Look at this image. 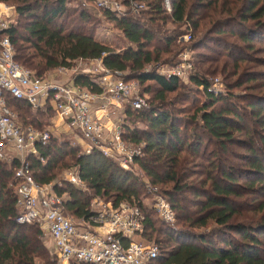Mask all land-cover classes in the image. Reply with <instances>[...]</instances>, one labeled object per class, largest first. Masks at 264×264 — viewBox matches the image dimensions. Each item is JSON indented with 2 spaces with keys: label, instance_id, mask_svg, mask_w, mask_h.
<instances>
[{
  "label": "trees",
  "instance_id": "1",
  "mask_svg": "<svg viewBox=\"0 0 264 264\" xmlns=\"http://www.w3.org/2000/svg\"><path fill=\"white\" fill-rule=\"evenodd\" d=\"M117 1L125 10L122 16L109 10L100 13L128 43L118 53L95 37L96 16L84 6L69 7V0H0L13 5L16 14V22L6 32L14 59L35 76L70 69L77 60H100L106 70L125 74L127 81L156 86L144 89L146 94L154 93L156 102L147 109L124 111L126 118L144 123L142 130L119 128L122 141L142 146L131 171L97 149L85 153L68 141L52 138L36 145V154L27 157L34 181L50 184L63 169L78 168L84 189L66 181L54 187L72 220H88L94 198L115 208L121 203L139 207L145 219L136 239L157 245L154 264H264V91L242 99L226 84L230 95L216 96L207 77L241 78V63L251 62L246 52H254L256 43L264 45V0H169L170 11L164 0ZM132 2L143 9L132 10ZM201 27V38L190 47L194 60L190 85L175 76L146 71V65L162 62L161 55L173 46L183 47V33L190 30L197 35ZM233 38L242 47L228 41ZM183 50L177 49L173 57ZM95 79L78 75L73 83L100 94ZM244 80L234 88L246 83L257 90L260 83L264 89V73H249ZM179 90L195 96L183 98L194 107L190 116L167 100ZM5 101L25 128L40 130L43 124L36 116L53 112L51 107L46 112L39 109L33 116L27 102L8 94ZM18 166L17 160H0V264H36L35 259L56 264L48 261L38 227L15 222ZM146 185L156 187L170 204L180 229L161 222L147 207Z\"/></svg>",
  "mask_w": 264,
  "mask_h": 264
},
{
  "label": "built area",
  "instance_id": "2",
  "mask_svg": "<svg viewBox=\"0 0 264 264\" xmlns=\"http://www.w3.org/2000/svg\"><path fill=\"white\" fill-rule=\"evenodd\" d=\"M85 1H90L97 11L109 10L120 16L125 11L116 0ZM167 3L166 8L170 11L169 0ZM131 6L134 10L143 9L133 2ZM1 15L4 13L0 12V160L10 162L14 159L19 163L14 171L15 222L37 226L40 232H46L53 241L55 255L61 264H154L159 255L157 245L136 239L137 234L143 231L145 219L139 207L121 203L115 208L94 198L90 218L74 224L65 214L62 197L54 192V187L60 186L61 182L40 185L34 181L27 157L36 154V145H45L49 141V133L20 125L15 113L6 105L5 95L27 102L33 111L51 107L59 120L66 121L90 144L89 151L97 149L120 168L129 171L134 158L142 154V146L122 141L118 127L106 137L104 134L110 130L105 127L104 116L108 114V106L120 109V105L126 104L131 109H144L146 101L136 93L132 96V88L121 73L104 67L95 79L101 89L100 94L77 88L71 80L57 81L35 76L15 61L14 48L6 35L10 23L2 20ZM190 38V34H186L181 40L189 42ZM191 73L192 67L184 57L165 75L162 72L158 74L188 79ZM211 85L213 89L210 90L217 92L218 80L215 79ZM96 102L101 103L98 110L92 107ZM9 150L13 151V158L7 156ZM67 174L62 181L84 189L78 168ZM145 188L150 195L147 207L161 222L173 225L176 217L170 204L156 187L146 185ZM93 206L96 209H92Z\"/></svg>",
  "mask_w": 264,
  "mask_h": 264
},
{
  "label": "rangeland",
  "instance_id": "3",
  "mask_svg": "<svg viewBox=\"0 0 264 264\" xmlns=\"http://www.w3.org/2000/svg\"><path fill=\"white\" fill-rule=\"evenodd\" d=\"M164 2H165V7H167V4H168L167 0L166 1L164 0ZM81 6H84L90 12L95 14L97 21H96V25H95L96 28H95L94 33H95V37L99 41L109 45L111 48H113V50L116 53L121 52V51L127 49V47H129L128 43L124 39L121 31H119V29H117L113 23L105 20L101 16L100 11L95 10V8L93 7L92 4L90 5L85 0L84 1L83 0H69V7L80 8ZM9 8H12L13 10L10 11V10H8ZM132 10H134V9H132ZM139 10H141V9H139ZM0 12L4 13V15H1L2 20L9 21L10 25L12 23L16 22L15 21L16 14H15L13 5H11L9 3L0 2ZM167 29L172 30L173 26L168 25ZM183 34L184 35L190 34V36H191L190 41L184 42L183 40H181L180 42L183 43V44H181L183 47L178 46V48L177 47L175 48L173 46L170 50V53L161 55V58L163 59L162 62H158L156 64L153 63L150 65H146V67H145L146 71L152 70V71H155L157 73L162 72L165 75L166 72H169L174 67L178 66L182 62L184 57L186 58L187 62L191 65L192 71H194V66H193L194 60L192 59L193 52L191 51V48H192L191 45H193V43L195 42L194 40L201 38L200 36H202V34H203V29L201 27L199 32H197V35L191 34L190 30L188 31V33H183ZM182 37H181V39H182ZM228 41L230 43H234L235 45H237V47H242L241 42L237 38L228 39ZM255 45L256 46H254V52H252V51H251V53H249V51L246 52L247 56L249 55V59L251 62L245 61V62L241 63V64H243L242 70L244 72L241 70L242 75H241V78L239 80L237 77H224V76L219 75V74L211 76V74H207V77H209L211 84L214 82L215 79H217L219 84H220L218 86L217 92H214L212 90L214 95H216V96L220 95L223 97L230 95V93L228 92V90L226 89V86H225L226 84H230L231 90H232L231 93H233V95H236V96H242V99L246 98L247 96H250V97H253L254 95H255V97L260 96V92L264 91V89L261 88L260 83H258V85H257L259 87L257 90H251L252 85H247L246 83L241 85V87L238 89L234 88L236 86V84H241V82H245L244 77L246 78L247 76H249V73H256L257 75L264 73V45H262L261 43H256ZM180 48H182V49L184 48V50L178 56H175V58H174L173 57L174 52H176L177 49L179 50ZM200 51H202V50H200ZM178 60H179V62H178ZM176 61L178 63L176 65H172V63H174ZM102 68H103V66H102V63L100 60H91V61L77 60V61L72 63V66L70 69H67L66 71H64V70L59 71L58 69H55V70L46 72L45 76L43 78L49 79V80H57V81H66V80L73 81L75 79V77H77L78 75H85L87 77L96 78L98 76V74H100L99 70H101ZM126 73L128 75V72H126ZM121 74L125 78V81L128 83V85H130V87L132 88V96H134L135 93L139 96L143 95L142 97L146 101V107L144 109H147L151 103L156 102L153 99L154 93L146 94L144 92V89H147L148 87L149 88L150 87L155 88L156 86L154 83L148 82L145 84H140L138 81L132 80V79L130 81H127L125 74H123V73H121ZM182 82L184 84H186L187 86L190 85L188 79L183 78ZM211 84H210V89H213ZM252 84L256 85L257 82H254ZM189 87H191V86H189ZM186 95L190 96L191 98L195 97L193 95H189L184 90H179L176 93L168 95L167 100L172 101V104L176 110H179V111L183 110V109L188 110L187 115L190 116V115H192V113L194 111V107H193V105H191L189 103L183 102V98ZM175 101H177L178 104H176ZM47 107H46V110H47ZM120 107H121L120 109H115L112 106H108V108H107V110H108L107 115L108 116H110V110L115 111L112 114V116H110L111 119L115 118L114 119L115 122L110 124L109 121L106 119L107 117L104 116V118L106 117L105 118V124H106L105 127H106L107 131L110 130L109 132H106V133L104 132L105 133L104 135L106 137L111 135L114 132L115 128H117V127L120 128L124 125L131 128V129L142 130L144 128V123L142 124L141 122H139L137 120H130L129 118L125 117L124 111H125V108L128 107L126 104H123L122 106L120 105ZM179 111H177V112H179ZM98 114H100V113H98ZM31 115L36 116L35 112H33V110H31ZM55 117H57V115H55L54 111L51 113L49 111H47L46 116H44L43 118L36 116V118L39 119V121L41 122V125L43 124L42 127L39 128L40 131H47L49 133L50 140L53 138V139L59 140L60 142L68 141V142L74 144L75 146L79 147L78 141L73 135L65 136L64 134H61V132H62L61 129L57 128V126H56L57 124H56ZM19 121L20 120L17 118V122L20 125H22V123ZM79 149L82 152H84L82 148L79 147ZM236 151L239 153H244V150H241V149H238ZM69 171L70 170H68V169H63L62 171L59 172V175L57 176V178L54 181H56V182L62 181L64 179V177H66L68 175L67 173H69ZM166 188H168V186ZM260 200H261V198H260ZM101 202L106 203L103 200H101ZM148 202H149V200L144 201L145 204H147ZM92 209H96V207L93 206ZM72 221L74 222V224L80 223V220H72ZM157 225L159 227H161L162 223L157 221ZM180 225H181V223H179L178 221H175V223L173 224L172 227L178 226L177 228H179ZM154 237H157L159 240H163L162 235H157L154 233ZM39 239L41 240V242L45 246L48 261L50 263L61 264L60 261L58 260V258L56 257L53 248H51V246H52L51 243L48 242V240H47V233L46 232H44V233L40 232ZM161 246L162 247L164 246V248L166 247L165 244H162ZM35 263L36 264H42V261H40L39 259H35Z\"/></svg>",
  "mask_w": 264,
  "mask_h": 264
},
{
  "label": "crops",
  "instance_id": "4",
  "mask_svg": "<svg viewBox=\"0 0 264 264\" xmlns=\"http://www.w3.org/2000/svg\"><path fill=\"white\" fill-rule=\"evenodd\" d=\"M92 107H93L94 110H98L101 107V103L100 102H96V103H94L92 105ZM48 108H50V107H47V109ZM42 110H43V112H46L47 111L46 109H42ZM33 112H37V111H33ZM114 112L115 111H111L110 110V116H112V114ZM45 116H46V114H45ZM110 116L107 115L106 116L107 118L106 117L105 118L109 121L110 124H112V123L115 122V120H114L115 118L111 119ZM105 118H104V122H105ZM55 119H56V124H57L56 126H57V128L61 129V131H62L61 134H64L65 136L73 135L77 139V141H78V144H79L78 146L80 148H82L85 153H88L89 150H90V144L87 141L83 140L79 136V133L77 131L71 129L66 121H61V120H59L58 117H55ZM7 156L10 157V158H13V151H10L9 150L8 153H7ZM53 183H57V182L54 181ZM47 240H48V242L51 243V245H52L51 248H53V250L55 252L54 245H53V241L51 240V238L49 237L48 234H47Z\"/></svg>",
  "mask_w": 264,
  "mask_h": 264
}]
</instances>
